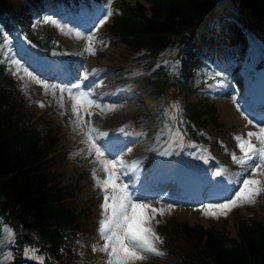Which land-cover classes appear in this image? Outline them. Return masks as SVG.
<instances>
[{"label": "trees", "instance_id": "obj_1", "mask_svg": "<svg viewBox=\"0 0 264 264\" xmlns=\"http://www.w3.org/2000/svg\"><path fill=\"white\" fill-rule=\"evenodd\" d=\"M34 1L0 0V6L9 2L20 12ZM151 1L150 8L145 4L137 6V16L117 18L112 29L127 36L134 49L152 54H159L171 42L180 40L182 54H187L185 73H190L192 64L198 60L197 49L203 50L211 42L209 35L244 37V29L230 21L212 25L213 20L224 14L229 0ZM232 1L237 4V13L246 27L264 35V0ZM41 30L42 27L37 29L40 35L48 32ZM1 38L0 34V43ZM3 65L0 58V215L18 233L15 246L18 253L31 251L52 261L50 255L59 258L63 248L72 245L70 238L82 215L75 203H60L73 192L59 190V182L53 181L50 171L43 167L45 159L59 145L57 137L43 129L28 130L21 125L17 95ZM183 85L188 86L187 82ZM206 109L213 110V106L206 104ZM238 225L240 240L220 231H206L203 226L190 228L200 234V239L204 234L207 237L204 243L190 249L191 263L182 264H264V220L243 219ZM195 258L200 262L196 263Z\"/></svg>", "mask_w": 264, "mask_h": 264}, {"label": "rangeland", "instance_id": "obj_2", "mask_svg": "<svg viewBox=\"0 0 264 264\" xmlns=\"http://www.w3.org/2000/svg\"><path fill=\"white\" fill-rule=\"evenodd\" d=\"M139 0H111V4L108 6L109 13H128L125 6L132 5L136 6ZM143 1V0H142ZM146 3V2H145ZM108 19L105 21V23L110 22L112 20L110 14L107 15ZM28 19L31 20L30 16H28ZM51 21L54 25L58 22L56 18L53 16L51 17ZM55 22V23H54ZM62 30L56 33L59 35L60 40H63L62 44L63 46L69 48L71 46L77 45V39L78 31L69 23L62 24ZM103 29V27H102ZM107 29V28H106ZM27 33L32 35L30 27L26 28L25 30ZM18 39H21L20 34L17 35ZM23 48L26 49L27 43L23 42ZM123 50H121L118 53H115V55H112L113 62L112 64L106 68L104 71L108 72L109 70H118L120 66H125V68H128L124 73H118V71H115V83L119 84V82L126 81L127 78L133 77L131 76L133 70L132 68L138 67V71L140 72L142 69V66H139L137 64V54L129 52L127 46L121 45ZM120 47V48H121ZM119 48V49H120ZM23 50L25 53L26 50ZM109 50V49H108ZM76 52H82V50ZM108 52V51H107ZM107 52L103 55L101 58L95 59V61L92 62L93 64L101 63L100 61L107 58L108 54ZM12 59L16 64H19L18 67L23 69L25 65V61L20 58L18 52L13 48V52L11 54ZM91 58V56H89ZM253 60H256V54H253ZM21 59V60H18ZM20 61V62H19ZM247 61H252L251 57H247V60L244 62L247 64ZM149 62V61H148ZM245 65V64H244ZM214 66V65H213ZM219 66L215 65L214 68H218ZM243 69V67L241 68ZM131 72V73H130ZM215 72V71H214ZM261 72L264 73V70ZM142 75L147 74L145 71L141 73ZM127 75V77H126ZM197 76L200 77V73L197 72ZM122 78H125L121 80ZM38 77L34 75V72L29 73L28 70L24 71L23 77L20 79V83L23 84L25 82L28 83V87L25 88L22 92V95L24 96L22 109L26 112V114L31 116L30 123L33 125H37L40 123V120L45 117V120L47 122L51 123L52 126H54L56 132L61 135L60 138V148L51 155L47 166L51 168L52 177L54 180L59 179L61 181V186L65 187L71 184L72 182L77 185L76 189L79 190V201L81 202L83 200L84 203L83 206L85 207H91V205L94 206V212L92 214V220L91 224L95 231L87 235L83 240L90 238L92 234H94V239H91V244L93 243V249L89 248L86 256H84V253H77L75 256V259L73 262L75 264H83L81 263V260H79V256H84L89 260L88 263L90 264V261L96 262L95 255L98 254V259L103 256L106 257V255H109L105 251H103V245L104 240L103 238H100L99 228H100V222H96L95 214L98 212L96 208H98V205H102L104 203V199L101 200V198L92 197L97 192H102L104 189L102 186H98L102 184L103 178L106 177V171L104 169L102 161L105 159H110L107 156L103 157H97L95 149L92 147V145L89 143L88 140L83 141V138H87L88 136V128H89V115L84 114V105L81 103L80 105V114L84 116V120L86 123L81 125L77 121V114L73 110V105L76 103L75 96L72 94L73 97V103L71 104L70 101L66 100V97L64 95L69 94V89H66L67 86L57 88L56 85H50L49 82L45 83L44 85H39L38 83ZM42 80V78H40ZM198 80V79H197ZM195 81L196 80H192ZM136 86V85H135ZM134 86V87H135ZM131 88L132 85H129ZM146 90L151 89L149 86H145ZM68 90V91H65ZM145 91V89H143ZM117 92L116 96L122 95V88L121 86L115 89ZM130 95L132 93L128 91ZM123 93H127L126 91ZM70 95V94H69ZM193 100L198 101L199 99L194 96ZM99 105L100 104H109L106 108L102 107V109L105 111V116L107 118V124L116 125L119 123H126L131 122V119L133 117L134 108L136 106L135 103H133V100H111L108 99L105 102H100L98 100ZM55 106V107H54ZM47 107H51V111L48 112L47 110H44ZM95 107V106H93ZM95 109L99 110V107H95ZM218 113V112H217ZM34 114V115H32ZM220 119L219 121L226 122L223 117H221L220 113H218ZM27 118V116H26ZM246 123L243 121L228 123L226 122L225 125H222L220 127L210 128L212 132L216 131L215 135H217V138L215 139L214 144H216L217 140L221 139L220 137L224 138V136L229 135L231 131H234L233 137L234 141L237 135L242 134V129H248L246 127ZM252 131L250 128L247 131L245 138L246 140L249 139L248 133ZM225 139V138H224ZM252 139V138H251ZM230 140H227L226 143L221 141L222 149L221 152H217V158L220 160H229L231 158V154L228 152V148L233 151V155L239 156V152L242 154L244 153L243 150L240 148V141H235L233 144V149L229 145ZM236 144L239 147L238 152L235 151ZM78 147H84V151H86V154L84 156H81V151L79 149H72V148H78ZM71 150V151H70ZM228 155L229 159H227L225 156ZM235 156V157H236ZM86 159V164L89 163V167L81 166V162ZM84 169V170H83ZM95 173V175H94ZM249 176L255 175L258 179L264 181V172H257L252 173L251 170L248 171ZM97 178H100L99 180ZM77 181V182H76ZM90 182V184H89ZM239 190V189H238ZM237 190V191H238ZM235 195V194H234ZM94 198L91 200H87V198ZM171 204H165L163 207L165 211L163 214L157 213L155 217L152 219V227H156L160 222L164 221L165 218H171L172 221H179V222H187L190 225H196V224H203L207 228H217L219 230H223L226 234L230 236H237V223L236 218L245 216L248 218L253 217H263L264 218V193H261L260 195L255 197V202L248 203L245 201H241L238 203L235 207L231 208L227 215L220 214L218 216H210L206 214L207 209L202 207L201 209H194L193 212H200L199 218L195 221H192L189 218L188 214H182L180 215L179 210H183L182 206H172L168 207ZM218 211V210H216ZM182 219H188V220H182ZM156 221H159L156 223ZM13 232H10L7 234V236H3L1 239H6L8 241L9 239H12ZM90 236V237H89ZM96 237V239H95ZM86 242V241H85ZM84 245V243H83ZM91 249L94 250V253L91 252ZM9 249L5 250L0 254V264H15L16 257L9 255L10 253H7L4 257L2 256L5 252H8ZM160 254L163 253V251H159ZM93 254L89 257V255ZM142 259H139L134 262V264H153L155 262H162L161 259H154L153 258H144L142 255ZM150 257V256H149ZM10 258H12V263L10 261ZM78 258V259H77ZM3 259V260H2ZM165 260H176V258L172 257L170 254L167 256ZM38 261V260H35ZM27 262V261H25ZM100 264H102L100 262Z\"/></svg>", "mask_w": 264, "mask_h": 264}, {"label": "snow or ice", "instance_id": "obj_3", "mask_svg": "<svg viewBox=\"0 0 264 264\" xmlns=\"http://www.w3.org/2000/svg\"><path fill=\"white\" fill-rule=\"evenodd\" d=\"M107 19L108 16L104 15L103 19L99 20V25L104 24ZM99 25H96V27ZM89 40H91V36H89ZM89 50L94 51L91 45H89ZM85 79H87V75H85ZM73 87L81 89L82 84L78 83ZM69 94H73L72 89H69ZM91 95L90 91L84 92L82 90L76 91L74 94L76 103L73 105V110L76 112L77 121L81 125L86 123L84 116L80 114L81 103L84 105L85 115L92 114L93 106L100 107L97 100L90 99ZM250 123H254V121H250ZM258 127L259 132L250 131L247 140L240 136L236 137L240 141V148L244 152L243 159L237 162L247 164L248 167L245 169V173L248 168L254 174L264 172V127L259 125ZM87 131L88 140L95 149L97 157H103L104 150L96 142L92 128ZM104 135H107V133H104ZM253 136L258 137L259 145L252 142L251 138ZM233 158L236 159L235 154ZM102 163L106 171V177L103 178L102 184L98 185L104 189V214L103 219L100 221L99 233L104 240L103 251L109 254V264H134L135 261L143 258L142 253L144 252L159 253L156 245L162 241L155 228L152 227V219L157 213L163 214L165 209L154 207L151 202L147 201V198L130 187L131 182H124L122 179L124 176L122 158L105 159ZM245 173H241L243 177L242 185L238 191H235V195L229 193L230 198L222 197L221 203H209L206 206L207 215H227V212L241 201L255 202V197L264 193V181L258 179L255 175L246 176ZM172 206L169 205L168 207ZM201 207L205 206L201 205ZM158 222L156 221V223Z\"/></svg>", "mask_w": 264, "mask_h": 264}, {"label": "bare ground", "instance_id": "obj_4", "mask_svg": "<svg viewBox=\"0 0 264 264\" xmlns=\"http://www.w3.org/2000/svg\"><path fill=\"white\" fill-rule=\"evenodd\" d=\"M99 43L104 45V44H106V40H103V41H101ZM121 45L122 44L119 43V42H115V43L112 44V46L109 48V51L107 53L108 54L107 58L101 60L100 61L101 62L100 64H97V69L98 70H100L104 66H107V65L112 64V62H113L112 55H115V53H118L121 50H123V48L121 47ZM105 47H107V45ZM37 48L43 54H48V55L51 54V52H50V54L48 53V50L40 49L39 47H37ZM73 53H74V51L70 50L67 53L66 57H64L66 59V62H67V64L65 66H67V67H73V66H75L76 62H75ZM81 54H83L82 55V59H84L85 61L89 60V57L86 55L85 51L82 52V53H77L76 57L79 58V55H81ZM50 57H51V55H50ZM67 57L71 58L72 60L71 61L68 60ZM93 58H95V57H93ZM45 63L48 64V62H45ZM89 64H92V60L91 59L89 61ZM81 68H83L84 71H87L88 70V68H84L82 66H81ZM109 86H110V84H107V88ZM92 91H95V92L101 91V88L95 87ZM64 97H66V100L67 101H70L71 104L73 103V100H72L73 97L71 95L66 94V95H64ZM219 99H220V104H221L220 105V111L219 112L221 113L222 117L225 120L231 121V123H233V122H237L238 123V121L245 122V119L242 118V114L237 110V108H236L235 104L232 102V100H230L229 98H226V97L219 98ZM159 198L160 199H163V200L167 199L164 196H159ZM179 213H180V215H182V214H188L189 215V218L192 221L197 220L199 218V214H200V212H193V211H189V210H181V211H179ZM142 255L144 256V258H147V259L150 258L149 256H147V255H145L143 253H142Z\"/></svg>", "mask_w": 264, "mask_h": 264}]
</instances>
